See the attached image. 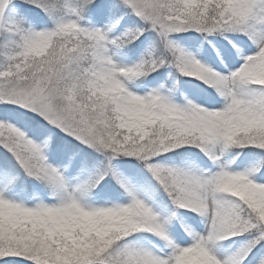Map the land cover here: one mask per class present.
I'll list each match as a JSON object with an SVG mask.
<instances>
[{
	"label": "snow or ice",
	"instance_id": "snow-or-ice-1",
	"mask_svg": "<svg viewBox=\"0 0 264 264\" xmlns=\"http://www.w3.org/2000/svg\"><path fill=\"white\" fill-rule=\"evenodd\" d=\"M0 264H264V0H0Z\"/></svg>",
	"mask_w": 264,
	"mask_h": 264
},
{
	"label": "rangeland",
	"instance_id": "rangeland-1",
	"mask_svg": "<svg viewBox=\"0 0 264 264\" xmlns=\"http://www.w3.org/2000/svg\"><path fill=\"white\" fill-rule=\"evenodd\" d=\"M179 35L184 36V33H180ZM178 43H180L181 46H183V41H178ZM201 63H203V61H201ZM205 66H208V65H205ZM183 78L184 79H196L197 82H201V81H199L198 77L185 76ZM155 159H156L157 162L162 163V164L181 166V163H176L175 162V156H170V157H167L166 159H163V158H155ZM181 211L183 212V211H189V210L182 209ZM199 219L200 218L197 217V220H199ZM200 227L202 228L203 225L201 224ZM244 240H245V238L240 239V240L231 238L229 240L224 241L223 242V251L231 252V251L235 250L236 248H238L244 242Z\"/></svg>",
	"mask_w": 264,
	"mask_h": 264
}]
</instances>
